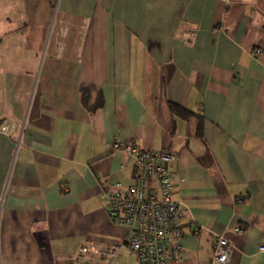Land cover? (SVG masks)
Masks as SVG:
<instances>
[{
  "label": "crops",
  "instance_id": "crops-1",
  "mask_svg": "<svg viewBox=\"0 0 264 264\" xmlns=\"http://www.w3.org/2000/svg\"><path fill=\"white\" fill-rule=\"evenodd\" d=\"M10 121L0 264H73L81 244L120 242L99 189L136 182L110 147L127 140L175 153L174 264H212L216 232L225 264H264V0H0ZM111 264L136 263L122 246Z\"/></svg>",
  "mask_w": 264,
  "mask_h": 264
},
{
  "label": "built area",
  "instance_id": "built-area-1",
  "mask_svg": "<svg viewBox=\"0 0 264 264\" xmlns=\"http://www.w3.org/2000/svg\"><path fill=\"white\" fill-rule=\"evenodd\" d=\"M193 33L191 30L190 34ZM13 127L14 122L10 121L2 124L0 130L7 134ZM110 147L130 156L138 170L134 184L123 186L115 182L113 187L99 189L108 217L124 229L123 239L100 247L91 243L81 244L69 259L73 264H111L124 246L136 264H174L180 260L183 249L179 201L172 196L167 169L175 159V153L167 148H143L132 140L112 141ZM233 228L240 229L238 226ZM196 229L193 227V231ZM258 249L263 250L264 245L260 244ZM227 259V238L222 233H213L211 263L225 264Z\"/></svg>",
  "mask_w": 264,
  "mask_h": 264
},
{
  "label": "trees",
  "instance_id": "trees-1",
  "mask_svg": "<svg viewBox=\"0 0 264 264\" xmlns=\"http://www.w3.org/2000/svg\"><path fill=\"white\" fill-rule=\"evenodd\" d=\"M169 107L174 112H180V113H182L184 115H187V112L179 105H176L174 103L169 102Z\"/></svg>",
  "mask_w": 264,
  "mask_h": 264
}]
</instances>
